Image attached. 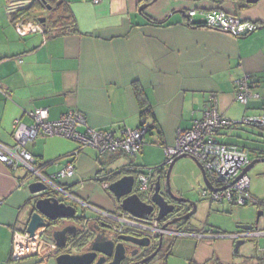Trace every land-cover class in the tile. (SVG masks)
<instances>
[{
    "label": "crops",
    "instance_id": "obj_1",
    "mask_svg": "<svg viewBox=\"0 0 264 264\" xmlns=\"http://www.w3.org/2000/svg\"><path fill=\"white\" fill-rule=\"evenodd\" d=\"M32 1L0 0V143L13 146L14 121L30 125L27 113L35 108H47L51 121L77 110L88 127L115 134L121 128H138L142 120L151 125L139 153L133 156L99 153L90 147L75 154L77 142L59 135L39 134L27 142L26 148L34 158L32 166L44 175L74 163V175L60 183L92 206L64 199L85 217L82 223L98 221L96 209L117 211L106 178L118 170L135 175L148 169L155 172L165 163L163 147L174 144L179 129H188L202 118L212 95L218 112L234 122L220 129L218 139L245 150L249 160L264 157V125L241 122L264 116V0H100L97 4L91 0H62L73 15L76 32L63 35L43 27L42 33L21 35L16 31L17 21L38 22L37 17L49 15L40 0H36L30 15H24L21 11ZM143 4L146 6L139 11ZM190 9L224 10L260 27L236 38L188 24L186 12ZM246 73L255 81L253 89L259 97L251 98L241 109L234 96V80ZM134 85L142 90L149 107L145 116ZM26 174L22 166L12 168L0 163V264H9L13 232L25 231L24 205L30 194L27 183L21 182ZM263 174L264 170L256 169L252 177L260 182ZM248 178L251 196L263 201V188L251 187ZM205 201L211 208L213 203ZM214 204L221 213L232 214L233 208H238L226 202ZM250 204L254 203L245 206ZM248 217L249 212L241 213L237 224H247ZM262 217L258 229L264 230V214ZM209 226L189 231L207 235L194 237V244L191 241L184 253L190 263L264 264V254L258 250L264 247V237L245 241L234 253V241L223 235L236 230L227 232ZM39 231L43 239L54 243L45 231ZM177 246L175 242L173 252ZM181 247L186 246L183 243Z\"/></svg>",
    "mask_w": 264,
    "mask_h": 264
},
{
    "label": "built area",
    "instance_id": "obj_2",
    "mask_svg": "<svg viewBox=\"0 0 264 264\" xmlns=\"http://www.w3.org/2000/svg\"><path fill=\"white\" fill-rule=\"evenodd\" d=\"M91 2L97 4L100 0H91ZM186 15L190 25L200 24L228 33L236 38L248 35L260 27V24L256 22L243 20L224 10L197 11L190 9ZM15 27L21 35L44 31L41 24L31 20L17 21ZM254 84L255 81L248 73L235 79L234 96L236 101L246 105L251 98H258L259 93L254 91ZM27 114L32 120L30 125L23 124L18 119L13 123V146L9 147L0 143V163L12 168L22 166L27 169L25 180L21 182V185L30 181H41L58 196L84 207L92 206L68 191L60 183L61 180L74 175V163H67L54 174L44 175L32 166L34 158L26 148L27 142L34 140L39 134L59 135L77 142L78 148L75 150V154L82 148L90 147L99 153H123L133 156L139 153L148 129L144 120L141 121L138 128H121L117 134L102 129H93L87 126L84 115L77 110L65 113L56 121L49 120L47 108H35ZM242 121L264 125V116L244 118ZM232 124L234 122L226 120L218 112L215 97L210 96L202 118L195 120L188 129H179L176 132L174 144L163 147L165 162L168 164L174 157L184 154L196 159L204 168L212 185L221 188V190H210L204 186L201 190L200 196L211 203L226 202L232 207H242L254 203L263 207L264 201H258L250 194V180L247 174L241 175L243 168L250 161L248 153L235 144H227L218 139L220 129ZM81 127L84 128L83 131H80ZM125 170L128 171V168ZM151 173V169L138 171L136 174L138 191L148 190L152 179ZM96 211L99 213V219L111 222L113 216L109 212L99 209ZM115 219H117V223L114 224V227L118 233H133L137 228H142L145 234L152 235L158 226L155 220L146 223L127 215H120ZM172 234L196 238L207 236L204 233L179 230L173 231ZM223 237H228L233 241L248 238L257 239L264 237V230L258 228L252 230L239 229L223 235ZM67 249L68 246L62 251ZM57 250L58 248L54 243L50 244L38 234L30 236L25 231H14L9 259L17 262L35 256L47 258ZM259 251L264 254V247Z\"/></svg>",
    "mask_w": 264,
    "mask_h": 264
},
{
    "label": "water",
    "instance_id": "obj_3",
    "mask_svg": "<svg viewBox=\"0 0 264 264\" xmlns=\"http://www.w3.org/2000/svg\"><path fill=\"white\" fill-rule=\"evenodd\" d=\"M40 1L48 10L50 9V5L47 4L46 0ZM256 1L246 0L247 3H254ZM145 6L146 4L140 5L138 10L142 11ZM45 20L44 16L37 17V21L41 24H44ZM182 157H189L194 161L199 169L205 188L221 190V188H216L212 185L202 165L193 157L185 154L174 157L168 164L166 162L163 163L159 166V171L155 169L154 172L152 170V179L147 191H138L135 174H122L121 170H118L110 174L109 178H106L107 189L118 208L117 211H107L113 216L111 222H105L98 218V221L96 220L93 223H87V221L82 223V218L85 217L78 214L74 204L66 203L65 198H59L52 189L41 181L28 182L26 186L30 197L24 205L27 208L25 232L30 236H34L41 233L40 229L45 231L54 241L58 250L47 258L35 256L17 262L8 259V263L119 264L125 257L127 243L146 247L150 239L142 228H137L133 231V234L118 233L114 227V224L117 223L115 217L127 215L140 221L152 219L156 223L163 222L160 225L162 229L180 221H184L187 224L192 215L196 213L197 203L191 198L173 195L169 181L174 163ZM262 162H264V157L250 159L249 163L243 168L241 175L247 174L252 167ZM160 170H166L165 174H163L164 171L160 172ZM163 179L165 190H162ZM182 212L185 213L165 221L170 215ZM263 214L262 210L257 211L254 223L237 224L236 230L257 229L259 219ZM57 221L61 222L58 224ZM78 224H80L79 227ZM86 231H88V235H84ZM250 239L235 240L233 245L234 253H238L239 247L245 241H250ZM67 246L68 249L62 251ZM150 258L148 257L137 264H143Z\"/></svg>",
    "mask_w": 264,
    "mask_h": 264
},
{
    "label": "rangeland",
    "instance_id": "obj_4",
    "mask_svg": "<svg viewBox=\"0 0 264 264\" xmlns=\"http://www.w3.org/2000/svg\"><path fill=\"white\" fill-rule=\"evenodd\" d=\"M237 105L238 107H241V109H244V105L241 104L240 105L237 104ZM236 121H240V119ZM235 132L240 133V130H236ZM256 169L264 170V162L256 164L253 168H251L247 172L248 176H250L251 178V187L256 186L257 189L263 188L264 190V174L259 176L261 177L260 182L255 181L254 180L255 178L252 177ZM165 171L163 172V174H165ZM169 181H170L171 193L173 195L182 196V197L189 196L191 199L196 200L199 204V206L197 205L196 213L192 215L188 223L186 225L184 224L179 226L180 231L187 230L189 232L195 230L196 228H201V226L208 229L210 227L209 225H216L219 226L222 230H225L227 232H233L236 230L237 218L241 216V213L246 211L249 212V217L247 218L249 224V223H254L256 219L257 211L259 210L263 211L262 208L264 206L261 209H259L258 205L255 204L233 208L232 214H227L223 212L221 213L215 210L213 206H216V204L214 203L210 208L209 203L205 201V198H202L200 196V192L204 188V183L202 181L198 167L196 166L194 161L189 157H182L174 163L170 172ZM254 181L257 182L256 185L254 184ZM162 182L163 185H165L164 179ZM173 229H176V227L173 226ZM165 237H167L166 239L168 240H173L178 245L175 251L173 252V255L169 257V260L167 261L166 264H193L190 263V257H187V255H184V253H187V251L189 250V246L191 245V241H193L194 244V240L196 238L192 236H175V235H166V234ZM183 243L185 244L186 247H181ZM261 247L262 246H260L258 250H260ZM153 263L161 264L159 263L158 260L157 261L155 260Z\"/></svg>",
    "mask_w": 264,
    "mask_h": 264
},
{
    "label": "flooded vegetation",
    "instance_id": "obj_5",
    "mask_svg": "<svg viewBox=\"0 0 264 264\" xmlns=\"http://www.w3.org/2000/svg\"><path fill=\"white\" fill-rule=\"evenodd\" d=\"M162 190H165L164 185ZM185 212L170 215L165 221H168L172 219L173 217L179 216L184 214ZM152 219H149L148 221H145L146 223H150ZM58 224L61 221H57ZM161 223H157V229L152 235H148L150 241L148 242V246L146 247H139L137 245H132L127 243L126 244V251H125V257L122 261H120L119 264H137L143 260H145L148 257H151L147 262L143 264H154L153 262L156 260L159 261L161 264H166L169 260V257L173 255V246L175 242L173 240H168L165 237L166 235H173V231H178L180 229V225H184V221H180L176 224L167 226L166 228L162 229L160 227ZM80 224H78L79 227ZM186 225V224H185ZM173 226L176 227V229H173ZM82 228V227H81ZM180 231V230H179ZM133 234V233H132ZM84 235H88V231ZM162 235V236H161ZM144 236V235H140ZM161 238V239H160Z\"/></svg>",
    "mask_w": 264,
    "mask_h": 264
},
{
    "label": "trees",
    "instance_id": "obj_6",
    "mask_svg": "<svg viewBox=\"0 0 264 264\" xmlns=\"http://www.w3.org/2000/svg\"><path fill=\"white\" fill-rule=\"evenodd\" d=\"M47 4L50 5V9L48 10V17L45 20L44 24H41L46 31H55L57 34H69L76 32V25L73 18V15L68 7V5L62 0H46ZM36 5V0L32 1L27 8L23 11V14L28 16L31 13V10ZM41 6H44L41 4ZM20 12V15H21ZM16 18H14L15 20ZM196 26H201L200 24ZM134 92L136 98L140 102L142 107V116H145L149 113V107L146 104L144 95L142 90L138 87V85H134ZM145 121V120H144ZM151 129V125H148L147 132ZM159 170V167H156Z\"/></svg>",
    "mask_w": 264,
    "mask_h": 264
}]
</instances>
